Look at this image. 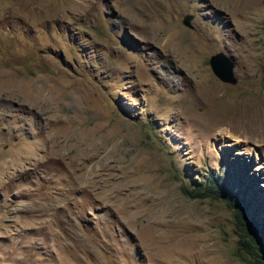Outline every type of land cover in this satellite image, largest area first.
I'll return each mask as SVG.
<instances>
[{"label": "rangeland", "instance_id": "rangeland-1", "mask_svg": "<svg viewBox=\"0 0 264 264\" xmlns=\"http://www.w3.org/2000/svg\"><path fill=\"white\" fill-rule=\"evenodd\" d=\"M208 175L264 233V0H0V264H251Z\"/></svg>", "mask_w": 264, "mask_h": 264}, {"label": "trees", "instance_id": "trees-1", "mask_svg": "<svg viewBox=\"0 0 264 264\" xmlns=\"http://www.w3.org/2000/svg\"><path fill=\"white\" fill-rule=\"evenodd\" d=\"M182 194L191 198L220 199L232 210L233 224L237 234V251L247 253L243 259L251 264H264L263 229L257 226L256 220L245 215L247 207L241 195L232 197L224 184L213 175H208L204 181L187 187L180 185Z\"/></svg>", "mask_w": 264, "mask_h": 264}, {"label": "water", "instance_id": "water-1", "mask_svg": "<svg viewBox=\"0 0 264 264\" xmlns=\"http://www.w3.org/2000/svg\"><path fill=\"white\" fill-rule=\"evenodd\" d=\"M191 17L192 16L190 13L184 14L181 19L182 24L191 26V23L189 21ZM208 63L213 74L220 80L230 83H234L236 81V78L232 72L233 62L230 57L222 51L211 53L208 56Z\"/></svg>", "mask_w": 264, "mask_h": 264}]
</instances>
